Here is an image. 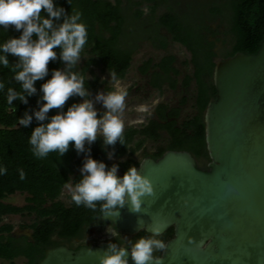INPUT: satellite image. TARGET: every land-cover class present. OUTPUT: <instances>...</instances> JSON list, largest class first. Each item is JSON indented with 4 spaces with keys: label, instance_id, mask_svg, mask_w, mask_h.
Wrapping results in <instances>:
<instances>
[{
    "label": "trees",
    "instance_id": "obj_1",
    "mask_svg": "<svg viewBox=\"0 0 264 264\" xmlns=\"http://www.w3.org/2000/svg\"><path fill=\"white\" fill-rule=\"evenodd\" d=\"M168 0H56L66 12L80 11L82 20L87 25L88 42L84 46L81 55L85 57L82 67L75 66L73 71L90 73L93 79L86 80L91 97L98 91H109L104 87L106 82L94 76V69L101 72L114 71L116 80L123 79L131 67L133 56L139 48L142 40H149L155 47L165 50L170 41L178 43L191 53V64L194 71L192 76H186L184 86H189L191 81L197 86V109L199 115L186 121L181 127H176V122L159 123L158 120H150L147 125L141 127H127L124 129V144L119 141L115 145L103 146L102 138H98L90 146V155L97 160L104 161L107 165H113L109 161V154L120 160L118 162L122 175L130 166H138L134 156L148 141L157 142L161 138L160 130L166 131L169 136V144L166 149H159L156 153L145 152V157L159 159L167 150L189 151L198 161L200 168H205L209 159L205 144V123L203 114L211 99L215 97L216 90L213 83V72L216 65L215 47L220 34V29L225 28L223 35L230 39L231 48L223 58L233 56L238 52L254 54L259 49L264 33V0H215L209 6L207 13H203L201 5L193 4V16L182 15L170 6L168 12L156 15L159 6ZM146 4L150 9L145 18L142 6ZM59 23V21L57 22ZM217 26L214 28V24ZM151 25V26H150ZM148 26V29H147ZM164 29L171 37L161 36L159 30ZM21 33L14 27L0 29V43H4L11 37H18ZM33 39H36L35 35ZM49 61V77L51 70L65 68V63L59 59ZM8 55L9 67L0 66V81L5 88L0 91V166L7 171L0 175V260L11 264L18 258H26L30 264L43 257L46 248L56 246L52 242V234L59 229L60 236L71 238L79 234L86 226L103 223L98 222L99 210L96 211L77 206L71 201L69 205L60 200L66 183H74L80 178V167L84 160V153L77 154L76 150L69 146L68 151L59 157L58 153H49L46 158H37L29 144L32 129L37 126L33 118L28 127L18 125V117H22L25 111L32 113L38 110L37 101L42 95L40 86L44 82H35L37 92L28 97V103L14 100L16 111L13 112L6 103L7 88L20 89L19 82L13 79V68L18 63V57ZM176 57L164 56L160 62L154 63L149 59L140 67L142 74L147 75L152 70L150 84L162 89L165 83L175 88L180 71L174 67ZM16 71H19L17 68ZM82 98L70 97L64 109L73 102H79ZM167 106L160 105L158 112L162 121L169 117H176L178 110H173L168 116L164 113ZM57 109L50 110L49 115ZM205 158V159H204ZM23 170L25 176L20 177ZM26 194V205L18 207L6 203L7 199L16 194ZM36 215L32 229V238L27 236L17 237L13 234L14 226L3 223V219L9 215ZM25 214V215H26ZM29 227V226H24ZM121 234V233H120ZM123 237V234H121ZM140 236H149L141 233L131 239L134 241ZM173 237V229L168 230L159 239L168 241ZM115 242V240L113 241ZM160 254V250L154 253Z\"/></svg>",
    "mask_w": 264,
    "mask_h": 264
},
{
    "label": "water",
    "instance_id": "obj_2",
    "mask_svg": "<svg viewBox=\"0 0 264 264\" xmlns=\"http://www.w3.org/2000/svg\"><path fill=\"white\" fill-rule=\"evenodd\" d=\"M213 83L204 114L208 171L188 151L145 158L137 171L152 191L138 197L139 210L128 198L118 215L96 217L128 236L173 229L159 264H264V33L256 53L218 61ZM108 244L48 249L37 264H99Z\"/></svg>",
    "mask_w": 264,
    "mask_h": 264
},
{
    "label": "clouds",
    "instance_id": "obj_3",
    "mask_svg": "<svg viewBox=\"0 0 264 264\" xmlns=\"http://www.w3.org/2000/svg\"><path fill=\"white\" fill-rule=\"evenodd\" d=\"M10 26L21 33L0 43V66H10L7 54L19 58L13 68V79L19 82L20 89L9 87L6 94L11 111H16L14 100L27 104L28 97L37 92L35 82L44 81L40 86L42 95L37 101L38 110L31 114L25 111L22 117H18L19 126L28 127L33 118L38 122L29 137L33 154L37 158H46L55 152L61 158L71 144L78 155L85 154L79 170L80 178L65 184L75 205L93 211L98 209V215L110 217L118 215L130 198L133 210H139L138 197L152 191L149 181L138 173L135 166L120 175L118 165L109 166L90 155L88 146L98 138H102L105 148L118 141L125 143L122 116L128 93L124 88L98 91L93 99L85 86L87 73L73 71L88 42L82 13L66 12L56 0H0V29L7 30ZM34 35L36 39H33ZM57 47L65 68L52 69L50 78L45 80L49 77V61L57 59L54 50ZM109 75L110 80L117 79L114 71H109ZM4 88V82L0 81V91ZM70 97L82 99L73 102L65 111L64 106ZM96 103L102 104V112L95 107ZM52 109L57 111L49 115ZM6 171L0 166V175ZM24 176L21 170V179ZM106 232L115 242H109L99 264H129V257L134 264H159L160 257L154 253L166 247L165 241L158 238L160 228L154 227L152 235L140 236L134 241L122 237L114 222L109 223ZM86 249L92 251L91 247Z\"/></svg>",
    "mask_w": 264,
    "mask_h": 264
},
{
    "label": "rangeland",
    "instance_id": "obj_4",
    "mask_svg": "<svg viewBox=\"0 0 264 264\" xmlns=\"http://www.w3.org/2000/svg\"><path fill=\"white\" fill-rule=\"evenodd\" d=\"M113 1V0H112ZM215 0H168L167 2L162 3L159 8L157 9L156 15H161L168 12L170 6H172L176 12L184 15L185 12L180 8L181 4H185L186 2L194 3L196 5H201V10L203 13H207L209 10V6ZM220 1V0H218ZM222 2V1H220ZM148 5L144 4L142 6V10L145 13V18L149 15L150 9L147 7ZM186 15V14H185ZM218 23L214 24V28L217 26ZM151 26V25H150ZM225 28L220 29V34L217 38H210V40H216V57L214 61L217 63L218 61L225 59L223 55L230 50L231 44L230 39L225 38L223 32ZM163 36L167 37L168 40H171L169 34L162 29L161 30ZM167 55H173L176 57V62L174 66L178 68L181 72V76L179 77L180 84L178 85V89L176 91H171L168 88H165L162 92L150 90L147 86L149 77L143 76L139 72V68L142 66L143 62L151 59L154 63L160 62V60ZM191 53L187 51L186 48L181 46L178 43H173L170 41V44L167 49L162 50L154 46L152 42L149 40H141L139 43V48L137 49L136 53L133 56L132 64L130 69L128 70L126 76L123 79L119 80H110V75L108 72H101L98 68L94 69V76L99 77L101 81L106 82L104 87H108L111 90L116 88H124L127 90V97L125 100L126 108L123 113V120L125 123V128L127 127H137L141 125L143 122H147V120L153 116V108L158 103H167L171 106H175L179 100L186 94L189 98L187 106L184 108L182 118H188L195 114V110L193 109V103L196 96V87L195 83H192L191 87L187 92L183 90L181 86V82L186 75H192L194 68L191 64ZM85 62V57L81 55L80 61L77 63V67L80 68ZM89 79H93L90 73L87 74ZM105 91V90H102ZM95 97V96H94ZM93 97V99H94ZM95 107L102 112L103 106L100 103H96ZM167 145V136L163 137V140L159 142H148L145 145V148L151 152H156L159 148H165ZM137 160H141L142 158V151L138 152L135 156ZM113 162L118 163L120 160L113 157L111 154V159ZM26 194H16L9 199H7L6 203H11L18 207H24L26 205ZM60 200L69 205L71 203L70 193L68 189L65 187L63 193L60 197ZM24 215L17 214V215H9L4 217L3 223H8L14 226L13 232H18L22 229V227L29 225L35 221L36 218L35 214L32 215ZM0 264H11L7 261L0 260ZM12 264H23V258H18Z\"/></svg>",
    "mask_w": 264,
    "mask_h": 264
},
{
    "label": "flooded vegetation",
    "instance_id": "obj_5",
    "mask_svg": "<svg viewBox=\"0 0 264 264\" xmlns=\"http://www.w3.org/2000/svg\"><path fill=\"white\" fill-rule=\"evenodd\" d=\"M180 8H182V10H184L185 12H187V13H185L186 15H188V16H193V13H194V11H193V9H194V7H193V4L192 3H190V2H186L185 4H181V6H180ZM147 29H148V26H147ZM161 30L162 29H160L159 30V34L161 35V36H163V34H162V32H161ZM166 31V30H165ZM167 32V31H166ZM168 33V32H167ZM170 36V35H169ZM143 65V64H142ZM175 67V66H174ZM176 68V67H175ZM178 69V68H177ZM179 70V69H178ZM180 71V70H179ZM139 72H140V74L141 75H143V76H148L149 77V80H148V84H147V86H148V88L150 89V90H155V91H158V92H162L165 88H168L169 90H171V91H176L177 89H178V85L180 84V80H179V77L181 76V72H180V75H179V77L177 78V84H176V87L173 89V88H171L170 87V85H169V83H165L164 85H163V87H162V89H157V88H155V87H153L151 84H150V82H151V77H152V70H150L149 71V73L147 74V75H144V74H142L141 73V71H140V68H139ZM193 75V74H192ZM192 75H186V76H192ZM186 76H184V78H183V80H182V82H181V86H182V88H183V90L185 91V93L187 92V90H189V88L191 87V85H192V83H195V87H196V96H195V98L193 97V99H194V103H193V109L196 111L195 112V114L193 115V116H191V117H188V118H182V116H183V112H184V108L187 106V104H188V101H189V98H188V96L186 95V94H184L183 95V97L179 100V102L175 105V106H171V105H169V104H167V103H164V102H162V103H158L154 108H153V116H151L148 120H147V122H143L141 125H139V126H137V128L138 127H141V126H143V125H147L148 123H149V121L150 120H158L159 121V123H161V124H164V123H167V122H172V121H175L176 122V127H181L186 121H188V120H191V119H193V118H195L197 115H199V110L197 109V104H196V101H197V86H196V82L195 81H191V83H190V85L189 86H184V81H185V78H186ZM160 105H165V106H167V109H166V111H165V115L166 116H168L173 110H178V115L176 116V117H169V119L167 120V121H162L161 119H160V114H159V112H158V108H159V106ZM204 114H205V112H204ZM204 114H203V120H204ZM134 127V126H133ZM160 132V134H161V138L157 141V142H159V141H161V140H163V137H165V136H167V145H166V147L165 148H159V149H166L167 148V146H168V142H169V140H170V136H169V134L166 132V131H159ZM148 142H153V141H148ZM148 142H146L145 143V145L148 143ZM145 145H144V147L139 151V152H141L142 151V158H141V160H137L136 158H135V156H136V154H135V156H134V159H135V161L138 163V166H135L136 168H138L139 167V165L141 164V162L145 159V158H152V157H145L144 156V154H145V152H148V153H156V152H151V151H149V150H147L146 148H145ZM167 151H169V150H167ZM189 152V151H188ZM193 156V155H192ZM194 157V156H193ZM195 158V157H194ZM152 159H154V160H158V159H155V158H152ZM160 159V158H159ZM205 159V158H204ZM195 160H196V165H197V167H198V169H200V170H203V171H208V164H209V162H210V160L208 159H205V161H206V165H205V168H200L199 166H198V161H197V159L195 158ZM109 161L110 162H112L113 164H116V165H118V163H116V162H113L112 160H110L109 159ZM119 174L120 175H122V172H121V168H119ZM63 193V192H62ZM62 195V194H61ZM34 219H36V218H34ZM35 222V221H34ZM34 222L33 223H31V224H29V225H26V226H29V227H22V229L21 230H19L18 232H13V234L14 235H16L17 237H20V236H27V237H29V238H32L33 237V235H34V230L32 229V227H30V226H33L34 225ZM98 222H103V223H96V224H92V225H89V226H86L79 234H77L76 236H73V237H71V238H63V237H61L60 236V233H59V229H57L53 234H52V242H54V243H57V245L56 246H52V247H49V248H46L45 250H44V254H45V251L46 250H48V249H52V248H56V247H59V246H64V247H67L68 249H70V250H73V251H77V250H79L80 248H82V247H93V246H97V245H99V244H101V243H103V242H110V241H114V238L109 234V233H107L106 232V229H107V227H108V225H109V223L110 222H108V221H98ZM141 233H144V231H142V232H140V233H138V234H136V235H134V236H128V235H125V234H123V237L124 238H126V239H128V240H131V239H133V238H135V237H137V236H139ZM146 233V232H145ZM122 234V233H121ZM147 234V233H146ZM85 235H86V243L84 242V240H85ZM149 235V234H148ZM161 236H158V238H160ZM166 243V242H165ZM161 254H162V250H160V254L158 255L159 257L161 256ZM43 257H44V255H43ZM42 257V258H43ZM21 258H23V257H21ZM42 258H40L37 262H36V264L42 259ZM10 263V262H9ZM23 264H30L29 263V261L26 259V258H23Z\"/></svg>",
    "mask_w": 264,
    "mask_h": 264
}]
</instances>
